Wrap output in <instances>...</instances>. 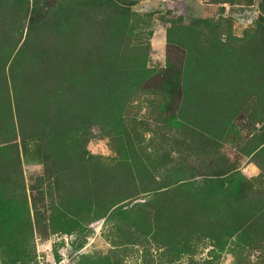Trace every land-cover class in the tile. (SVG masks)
I'll return each mask as SVG.
<instances>
[{
    "label": "trees",
    "instance_id": "16d2710c",
    "mask_svg": "<svg viewBox=\"0 0 264 264\" xmlns=\"http://www.w3.org/2000/svg\"><path fill=\"white\" fill-rule=\"evenodd\" d=\"M46 1L0 0V264H38L41 212L31 213L17 126L42 141L57 174L54 233L107 220L126 243L154 238L172 262L207 241L212 258L230 251L234 264H264V0H237L260 10L248 37L224 38L210 19L172 27L169 46L181 56L160 74L166 106L171 122L209 140L213 159L207 172L167 183L123 138L128 101L155 77L131 36L140 0H62L49 11ZM95 126L116 158L87 152ZM221 142L232 143L233 159ZM243 160L257 166L254 176Z\"/></svg>",
    "mask_w": 264,
    "mask_h": 264
},
{
    "label": "rangeland",
    "instance_id": "374dc122",
    "mask_svg": "<svg viewBox=\"0 0 264 264\" xmlns=\"http://www.w3.org/2000/svg\"><path fill=\"white\" fill-rule=\"evenodd\" d=\"M61 1L48 0L45 9L49 11L54 6L58 7ZM259 14L257 4L246 7L237 0L232 4H221L217 0H140L133 7V43L146 50L147 66L154 71L155 77L128 101L124 111L126 130L123 138L124 143L129 144L136 153L151 160L163 182H177L186 176L207 172L206 165L213 159L212 154L205 153L211 152L209 140L200 139L193 134L194 129L187 125L171 122L170 114L175 111L166 106L168 97L162 90L160 74L166 69L169 57L178 59L181 56L177 48L169 46L170 33L174 34L172 27L210 19L215 23L222 22L228 32L224 38L227 35L244 38L254 31ZM17 133L31 213L37 218V213L41 212L39 218L42 221L34 229L38 264H84L85 256L95 259L107 256L114 260V255L120 258L121 264H189L193 260L201 264H234L230 251L220 252L221 255L212 258L209 253L212 247L206 245L207 241L201 242L193 254H186L172 262L154 238H149L145 243H126L118 238L123 237L122 234L114 233L112 221L107 220L94 223L85 233H54L49 228L48 218L52 203L59 200L56 193L58 184L54 182L57 174L53 173L51 161L44 155L46 147L42 141L24 139L18 126ZM92 133L86 145L87 152L105 159L116 158L114 141L108 137L102 138L96 126ZM219 144L218 149L231 159L235 157L232 143ZM200 159L201 162L198 161ZM242 162L245 173L254 176L257 166L245 160ZM51 186L53 191L49 193Z\"/></svg>",
    "mask_w": 264,
    "mask_h": 264
}]
</instances>
